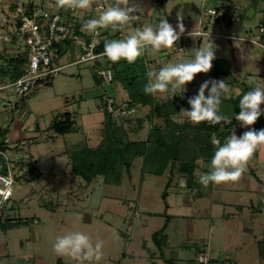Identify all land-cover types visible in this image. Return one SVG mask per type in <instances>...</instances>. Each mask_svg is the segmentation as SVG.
<instances>
[{"label": "rangeland", "instance_id": "374dc122", "mask_svg": "<svg viewBox=\"0 0 264 264\" xmlns=\"http://www.w3.org/2000/svg\"><path fill=\"white\" fill-rule=\"evenodd\" d=\"M28 2L0 0V29L5 26L4 20L14 26L15 19L8 18L7 14H13ZM118 2L125 3V0H92V9L83 15L64 9L61 12L65 17L74 15L83 23L96 14L97 5ZM133 2L144 10L140 20L133 22L131 27L147 23L150 18L159 20L165 16L169 23L183 22L186 29L191 28L189 32L195 30L198 36L193 37L198 38L195 46L188 41L191 37H186L175 43L176 48L162 49L155 54L148 52L151 61L146 63L148 66L159 68L168 62L176 63L191 57L190 50L198 43L200 46L208 43V36L216 46V59L211 70L197 74L186 85L184 93H176L179 98L188 101L205 80H224L229 84L230 97H241L257 84L264 85V36L260 34V27L264 25V0H220V5L210 0L207 3L206 0H166L164 7H154L149 0ZM54 4L55 0H49L50 10ZM212 7H224L218 14L220 20L224 15V20L222 25L215 27L218 30L213 35L209 32L217 17L209 14L208 9ZM120 31L100 30L110 39L122 38L126 32L121 31L123 34L119 37ZM84 34L81 35L83 40L86 39ZM73 50L71 45L65 56L55 61L54 66L62 68L61 71L51 79V84L40 86L35 94L21 96L10 89L0 92V97L5 96L8 100L28 101L25 110L29 111V118L25 126L30 129L31 139L24 143L21 154L24 159L33 160V166L41 172L48 173L33 187L17 181L9 202L13 207L15 198L26 195L31 198L28 203L19 201L13 214L29 219L37 216L40 224L34 226L31 223V226L41 232L46 259L51 264H56L58 257L63 258L62 264H264V252L260 250V244L264 243V147L253 154L241 177L227 184L201 185L199 177L204 173L203 169L210 170V165L198 160L196 182L199 188L195 189L188 186L180 163L170 166L163 176H154L143 174L142 159H137L130 173L123 172L119 186L106 185L101 176L87 184L73 172L71 160L67 163L68 158H62V153L82 145L85 132L98 127L104 120L102 102L97 97L101 89L96 86L89 65L63 67L79 59L81 50L80 54ZM24 54L25 49L10 58L3 55L0 73L8 64H22ZM105 60L102 57L100 61ZM226 67L230 68V76H218L216 70ZM113 85L114 91H109L120 100L124 90L120 84ZM156 97L159 104L174 98L167 94ZM261 108L264 109V104ZM66 112L74 113L81 128L76 134L55 136L51 124L59 114ZM13 113L7 112L5 116L0 113V127L5 126L0 130L1 141L7 139L10 142L12 134H16L14 125L4 123V118ZM149 113L150 108H137L136 117L139 114L145 118ZM262 118L264 115L255 124H261ZM136 119L126 122L125 127L131 139L145 140L151 126L145 123L143 130L133 136L140 127ZM176 120L191 123L181 112ZM37 124L40 132L35 130ZM99 136L103 139L102 131ZM4 159L11 166L20 157L15 149L6 155L1 153L0 162ZM46 204L51 212L43 208ZM57 205L65 209L57 208ZM69 231H83L93 241H103L101 260L78 261L57 255L52 247L55 239ZM158 232L161 233L157 239L159 244L154 239Z\"/></svg>", "mask_w": 264, "mask_h": 264}, {"label": "trees", "instance_id": "16d2710c", "mask_svg": "<svg viewBox=\"0 0 264 264\" xmlns=\"http://www.w3.org/2000/svg\"><path fill=\"white\" fill-rule=\"evenodd\" d=\"M223 8H216L217 15L221 14ZM61 10L51 9V11L60 12ZM222 17L224 18V15ZM217 18L214 20L213 30H218L215 27L222 25V20H224L223 18L221 20ZM64 19L66 23L71 25V29L76 34L80 36L84 34L81 27L86 20L81 23L74 15L64 16ZM207 26H205V30H207ZM262 27L264 25L260 29ZM120 34L121 32H118L117 35L120 36ZM84 35L86 40L89 39L87 33ZM107 35V33H102L100 37L101 44L96 49V54L103 55V59L106 60L102 63L100 61L102 57H100L97 63L92 65L95 84L101 89L99 93V98L102 102L101 107L105 105L107 96H113L116 99V108L123 107L124 105L136 109L150 108V113L147 117L143 118L139 114V117H136V113L129 116H116L103 110L104 120L102 123L98 127L85 132L82 145L74 150H68L73 172L87 184L93 183L96 177L101 176L104 178L106 185L119 186L123 180V172L130 173L137 159H142L143 174L154 176H163L170 166L173 167L177 163H180L182 164L180 170L186 177L188 186L194 189L199 188L196 182V171L199 168L197 161L202 159L204 164L210 165L215 151V146L211 142L213 135L223 143L233 133L237 132L242 135L245 132L234 119V113L238 114L240 111L239 99L241 97L232 96L229 99L223 100L220 111L227 119L222 121L221 125L213 126L207 122H202L199 125L178 122L176 118L181 110L190 108L188 101L176 96L167 103L159 104L156 95L146 94L144 92L147 82L146 66L148 65L146 63L151 62L148 58V52L138 58L133 64H128L124 61L112 63L103 54L105 41L114 39V37L110 39V36ZM262 35L264 36V33ZM55 48L56 61L66 53V48L60 46H56ZM22 62L23 67L25 66L26 68V61L23 60ZM25 68L23 69L25 70ZM103 69L112 70L113 81L110 84H120L127 94L126 99L119 100L111 94L109 88L106 87L110 84H106L101 75H99V71ZM23 72L16 75L14 79L19 78ZM216 72L219 74L218 76L230 75L228 68L218 69ZM48 84H51V81ZM134 115L135 117H133ZM75 117L74 113L71 112L59 114L51 124L50 129L53 134L63 137L76 134L81 127L77 125ZM134 118H137L136 121L140 127L136 129L133 136H137L143 130L145 123L150 124L151 127L145 140L135 139V137L131 139L129 136L125 124ZM261 122V124L252 125V128L256 130L264 129V118H262ZM101 131L103 139L99 136ZM8 166L9 164L5 159L1 161L0 172L6 174L9 169ZM18 167L24 168L23 163H20ZM30 171L35 173L34 168H30ZM207 171V169H203L204 173ZM26 173L27 171L22 173L21 178ZM160 236V232L154 235V239L158 244L159 241L157 239ZM263 245L264 243L260 244L262 253L264 252Z\"/></svg>", "mask_w": 264, "mask_h": 264}, {"label": "clouds", "instance_id": "9594fccd", "mask_svg": "<svg viewBox=\"0 0 264 264\" xmlns=\"http://www.w3.org/2000/svg\"><path fill=\"white\" fill-rule=\"evenodd\" d=\"M92 6V0H55L54 4L57 10H71L78 15H83L92 9ZM143 10L133 0H125L124 4L97 5L96 14L82 24L81 30L91 35H98L101 29L126 32L122 38L106 40L104 43L103 54L112 63L124 61L133 64L146 52L155 54L162 49L176 48L175 43L185 31L183 24L178 23L173 27L165 16H161L154 24L144 23L142 26L131 27L133 22L140 20ZM194 35L195 30L189 33L192 39ZM209 37L208 43L190 50L191 57L176 63L168 62L159 68L148 66L144 92L174 97L178 91L184 93L186 85L191 83L197 74L208 73L216 59V46ZM230 95L229 84L224 80H205L197 94L188 99L190 108L182 109L181 113L193 124L207 122L213 126L221 125V122L227 119L220 111L221 105ZM262 104V84H257L241 96L240 111L238 114L234 113V119L240 127L249 130L240 136L233 133L223 143L213 135L211 142L215 151L210 170L199 177L201 185L207 187L210 184L221 185L237 181L246 170L253 154L264 147V129L256 130L251 127L264 115ZM52 247L59 256L98 262L102 258L103 241H93L91 236L83 231H69L57 236Z\"/></svg>", "mask_w": 264, "mask_h": 264}, {"label": "built area", "instance_id": "2783aa9c", "mask_svg": "<svg viewBox=\"0 0 264 264\" xmlns=\"http://www.w3.org/2000/svg\"><path fill=\"white\" fill-rule=\"evenodd\" d=\"M149 1H152L154 7L159 5V0ZM209 14L218 16L216 10L209 11ZM12 17L15 19V31L14 38L9 41L17 40L24 45L28 52V62L19 78L8 84H0V92L10 89L21 96L31 95L40 86L48 84L62 69L54 66L56 46L65 47L68 44H74L79 47L81 54L73 65L94 63L103 56L96 54V49L101 44L102 33L99 31L98 35L90 34L89 39L83 40L71 29V25L65 22L62 12L49 9V0H30L29 3L19 6ZM2 32L3 29H0V40L8 41ZM260 33H264V27L260 29ZM180 49H183L182 45ZM99 75L106 84L113 81L111 69L100 70ZM115 105L116 99L113 96H107L102 110L116 116H129L137 112L136 108H129L127 105L119 108ZM8 167L6 174L0 172V218L13 198L15 183L22 176V172L11 166Z\"/></svg>", "mask_w": 264, "mask_h": 264}, {"label": "crops", "instance_id": "0c3cea01", "mask_svg": "<svg viewBox=\"0 0 264 264\" xmlns=\"http://www.w3.org/2000/svg\"><path fill=\"white\" fill-rule=\"evenodd\" d=\"M210 1H213L215 3H219V5L221 4L220 0H210ZM165 3H167L166 0H161V1L159 0V6L164 7ZM206 3H207V0H206ZM120 4H124V2H122V3L120 2ZM53 9H56V8L54 7ZM213 10H216V8L212 7V9H208V11H213ZM164 13H166V11H164ZM7 15H8L7 16L8 18H12V14H7ZM157 21L158 20L150 18L149 22H147V23H153L154 24ZM3 22L5 23V26L3 28V31H4L3 33L4 34L6 33V34L4 35L2 33V35H4V37L8 38V41L5 39L0 40V58H2L3 55H5V57L9 56V58L13 57L14 55L16 56V54L20 55V52L25 49L24 45L20 41H17V40H15L13 42L9 41V39L14 38L13 32L15 31V22H14V26L9 25L8 21L6 22L4 20ZM179 23L183 24V22H179ZM170 24L173 25V27H176V25L178 23L170 22ZM138 26H142V25H138ZM183 26L185 28V31L183 34H181L179 40H181L183 38L187 39L188 37H190L189 36L190 32L188 29H191V28L186 29L184 24H183ZM215 32H216V30L212 29V31H210L209 33L213 35V33L215 34ZM249 33L252 34L253 31L249 30ZM122 34L123 33L121 32V34H120L121 37H122ZM194 36H197V35H194ZM193 39L191 38V40H188V41H190L191 44H193L195 46L196 41H194ZM71 45L74 46V48H75V50H73L75 52V54H78V53L80 54L77 45H74V44H69V45L63 47V48H66L65 49L66 53H67V51H69V48ZM198 46H200L199 43L197 44V47ZM66 53H64L62 56H60V58L65 56ZM27 56H28V52L26 50V54H24V56H23V60L26 61L25 64H27V62H28ZM98 60L99 59H97L94 63H85V64L89 65L88 68L92 74V77H93L92 65L96 64ZM73 63H75V62H73ZM73 63L65 65L63 67H69V66L73 65ZM23 68H25V66L23 67V63L22 64L17 63V65H13V66L8 64L7 67L3 68L4 71H2V73H0V84H2V85L8 84L9 82L15 80L14 78L16 77V75H19L20 73L23 72V70H24ZM228 69H229V73H230V68H228ZM229 76H225V77H229ZM93 79H94V77H93ZM106 87H108L109 89H112V91H114V89H115V85H113V84L107 85ZM123 90H124V88H123ZM35 92L32 93L31 95L35 94ZM120 95H121L120 100H124L127 98V94H126L125 90H124V93H122ZM97 97H98L99 102H100L99 96H97ZM27 102L28 101L8 100L5 96L0 97V113L4 114V116H5V114L7 112H10V111L14 112L12 114V116L8 115L4 118V123H7V125H8V122H10L9 124L14 125V127H16L15 128L16 134L13 133L12 137L10 139L8 138L10 142H7V139L4 141L0 140V142H2L5 147H7V150L5 152H3V153H5V155L8 151H13L16 149V153L20 157V159L16 160L15 163L13 165H11V167L12 168L16 167L17 171H20L22 169V171H20L22 173L27 171L26 175L23 178H20L18 180V182L20 181V183H26V186H32L33 187V185H37L39 180L44 179V176H46V174H48V173L41 172L37 167L33 166V163H34L33 160L24 159L22 154H21L24 143H26L28 140L31 139V135L29 132L30 129L25 126L26 121L29 118V116L27 115L29 113V111L25 110ZM75 120L77 122V117H75ZM15 121L17 123H14ZM77 125H78V123H77ZM3 127H5V126H1L0 130L4 129ZM35 130H36V132L41 131L39 124H37L35 126ZM6 131H8V130H6ZM55 136H57V135H55ZM65 156H67V158H68V159H66V160H68L67 163H70V158L68 156V150H66L62 153V158ZM20 163H23L25 167L24 168L18 167V165ZM30 168H34L35 173H32L30 171ZM53 173H55V172H53ZM52 176L55 177V175H52ZM19 201H21L23 203H28L31 201V198L28 195L20 197L19 199L15 198L14 203H13L14 204L13 207L8 205L5 208L3 216L0 218V264H51L52 262H50L49 260L46 259L44 252H43V243H42L43 241H42V237L40 234L41 232L39 230H37L35 227L31 226L32 224H34V226L40 224V221L37 218V216H34L31 219H29L26 217L22 218V216L20 214H19V216H16L13 214V212L15 211V208H16L15 206H16V204H18ZM43 208L48 209L51 212V209H49V204H46L45 206H43ZM57 208L61 209L64 207L57 205ZM62 260H63V258L58 257L55 262H56V264H62Z\"/></svg>", "mask_w": 264, "mask_h": 264}, {"label": "water", "instance_id": "95a60500", "mask_svg": "<svg viewBox=\"0 0 264 264\" xmlns=\"http://www.w3.org/2000/svg\"><path fill=\"white\" fill-rule=\"evenodd\" d=\"M250 12H252V11H250ZM249 15L250 14H247V16H249ZM6 150H7V147H5L2 142H0V153L5 152Z\"/></svg>", "mask_w": 264, "mask_h": 264}]
</instances>
